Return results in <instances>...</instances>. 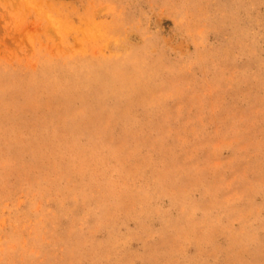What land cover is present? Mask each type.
I'll list each match as a JSON object with an SVG mask.
<instances>
[{"label":"rangeland","instance_id":"1","mask_svg":"<svg viewBox=\"0 0 264 264\" xmlns=\"http://www.w3.org/2000/svg\"><path fill=\"white\" fill-rule=\"evenodd\" d=\"M0 264H264V0H0Z\"/></svg>","mask_w":264,"mask_h":264}]
</instances>
